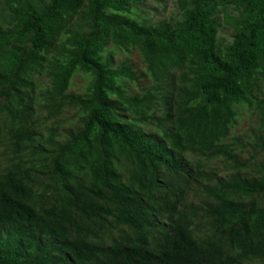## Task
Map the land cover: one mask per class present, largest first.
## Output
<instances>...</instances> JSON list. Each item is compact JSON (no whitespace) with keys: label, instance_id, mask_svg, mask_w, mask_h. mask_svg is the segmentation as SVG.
Segmentation results:
<instances>
[{"label":"trees","instance_id":"obj_1","mask_svg":"<svg viewBox=\"0 0 264 264\" xmlns=\"http://www.w3.org/2000/svg\"><path fill=\"white\" fill-rule=\"evenodd\" d=\"M146 1L0 0V264H264V0Z\"/></svg>","mask_w":264,"mask_h":264},{"label":"rangeland","instance_id":"obj_2","mask_svg":"<svg viewBox=\"0 0 264 264\" xmlns=\"http://www.w3.org/2000/svg\"><path fill=\"white\" fill-rule=\"evenodd\" d=\"M174 11V0H162L160 3L153 2L151 0H147L142 6L139 7V15L142 17L147 18L150 22L160 21L167 19ZM218 36L221 39H224L225 42H228L231 37V31L221 27L219 29ZM108 51H112V48H109L105 54ZM105 57V55H103ZM113 60V66L120 65L123 61L127 60L130 62V64L133 66V70L137 73L139 77L138 83L142 86H148L149 80L147 79V75L144 72V65L141 62V58L139 54L135 51H131L128 54L123 53L122 51L116 50L114 55L112 56ZM41 81H44V79H41ZM87 83V78L85 75H75L73 77V80L71 82L70 86V92L81 94L85 91V85ZM127 84V83H126ZM129 88V93L136 92V87L134 84H127ZM73 110H66L65 117H70L73 115ZM75 119L71 120L68 125L67 129L70 127H74L73 125L75 123ZM70 123H74L73 125ZM253 127V121L250 119L247 114L241 113V117L238 119V124L236 128H234L231 132V137H237L240 139V141L245 142V136L250 133V130ZM144 130L151 129L150 126L144 125ZM240 161H244L247 159L246 153H240L237 156ZM207 164V163H206ZM229 167V168H228ZM232 167L231 165H228V163H223L222 160L216 159L213 160L211 163H209L208 168L214 169L216 172H218V175L221 177H228V173H230V169ZM229 171V172H228ZM254 168H247L245 170L241 171V174L246 177H250L253 175ZM187 202L193 203L195 205H205L206 204V198L199 192L194 193L190 192L187 196Z\"/></svg>","mask_w":264,"mask_h":264}]
</instances>
